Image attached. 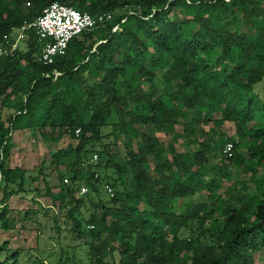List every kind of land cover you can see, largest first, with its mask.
Wrapping results in <instances>:
<instances>
[{
	"label": "trees",
	"instance_id": "obj_1",
	"mask_svg": "<svg viewBox=\"0 0 264 264\" xmlns=\"http://www.w3.org/2000/svg\"><path fill=\"white\" fill-rule=\"evenodd\" d=\"M54 1L112 16L72 38L52 64L38 60L33 29L27 49L0 56V231L11 228L7 197L32 203L40 177L72 237L83 240L85 264L264 260V98L254 91L264 82V0H0V45ZM112 115L125 159L103 149L94 162L89 151L109 137ZM227 124L233 133L223 132ZM145 126L173 132L171 141ZM18 130L76 141L51 152L57 192L42 167L28 176L6 165ZM232 168L249 178L225 197L218 189ZM81 185L88 191L80 195ZM102 185L112 189L106 201Z\"/></svg>",
	"mask_w": 264,
	"mask_h": 264
},
{
	"label": "rangeland",
	"instance_id": "obj_2",
	"mask_svg": "<svg viewBox=\"0 0 264 264\" xmlns=\"http://www.w3.org/2000/svg\"><path fill=\"white\" fill-rule=\"evenodd\" d=\"M263 85L264 82L261 81L254 86V91L262 98H264ZM1 111L4 116L9 112L5 107ZM115 121L116 117L112 115L108 120V125L104 128V133H113L112 124ZM142 130L153 132L165 146L168 145L173 136V132L166 133L152 126L142 127L140 131ZM203 130H207V127H204ZM173 131H181V126L176 125ZM223 132L233 133V126L227 124ZM210 136L215 137L212 130ZM75 142L67 135H63L59 142H46L41 138L38 131H15L6 165L8 167L19 166L25 168L28 176H41L39 169L42 167L43 175L48 181L52 192H57L61 184L57 171L51 165V152L65 147L68 143L75 144ZM134 144L135 140L132 144L133 147ZM178 145L176 144L177 147ZM126 147L123 137L115 139L114 134H110L108 138L95 142L89 152L90 155L92 154L94 162H97L94 154L103 149L111 154H116L120 161H123L127 152ZM150 163H152L151 158ZM248 178L249 173L243 172L241 168H235L231 171L229 178L222 179V185L218 192L225 197H230L233 194V188L238 190L236 182L243 181L246 183ZM31 187L38 188L40 192V195L32 203L29 195L23 197L15 194L6 199L11 228L0 231V246L4 242L7 243L5 251L0 252V264H85L87 262L86 246L82 239H74L67 229L68 223L65 222V212L62 207L53 204L51 197L43 194L45 191L44 181L39 177L32 183ZM101 189L100 198L105 201L108 200L109 194L105 191L103 185ZM1 197L2 191L0 190V199ZM27 210H29L28 214H26ZM14 251H17V255H11ZM115 259H118L117 254H115ZM255 262L256 264H264L260 253L255 254Z\"/></svg>",
	"mask_w": 264,
	"mask_h": 264
},
{
	"label": "built area",
	"instance_id": "obj_3",
	"mask_svg": "<svg viewBox=\"0 0 264 264\" xmlns=\"http://www.w3.org/2000/svg\"><path fill=\"white\" fill-rule=\"evenodd\" d=\"M26 5H29L27 2ZM112 16L111 12H104L92 16L87 12H80L73 6L54 1L33 21L24 22L21 26L4 36L0 45V56L12 55L18 50L27 49V38L31 29L35 30L38 40L42 43L38 60L44 65L54 63L55 58L65 54L69 41L84 30H89L104 24ZM116 29V27L114 28ZM55 76L59 73L54 72ZM78 130H76V133ZM232 144H227L226 151L231 154ZM94 158L97 159L96 154ZM68 182L67 178H64ZM106 191L112 195V189L105 185ZM87 186L81 185L79 194H85Z\"/></svg>",
	"mask_w": 264,
	"mask_h": 264
}]
</instances>
